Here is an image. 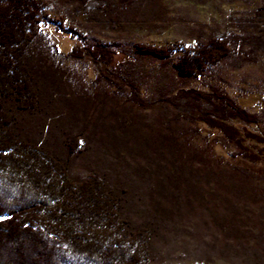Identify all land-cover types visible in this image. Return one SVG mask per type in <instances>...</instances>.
<instances>
[{"label":"rangeland","instance_id":"rangeland-1","mask_svg":"<svg viewBox=\"0 0 264 264\" xmlns=\"http://www.w3.org/2000/svg\"><path fill=\"white\" fill-rule=\"evenodd\" d=\"M45 1L44 44L30 55L39 106L21 115V132L67 158L72 176L104 177L129 217L152 230L146 264H264V246L244 233L264 225V165L234 157L215 141L216 130L174 115L188 108L197 118L208 107L177 101L178 92L216 90L256 117L245 129L233 122L237 129L264 137L261 0ZM211 37L227 39L231 55L196 79L179 78L182 49ZM85 44L102 54L93 59ZM138 45L174 51L157 59ZM72 48L82 57H66ZM74 135L81 136L77 156L67 145ZM242 196L250 198L237 211L233 200ZM235 213L236 235L227 234L218 223Z\"/></svg>","mask_w":264,"mask_h":264},{"label":"trees","instance_id":"trees-1","mask_svg":"<svg viewBox=\"0 0 264 264\" xmlns=\"http://www.w3.org/2000/svg\"><path fill=\"white\" fill-rule=\"evenodd\" d=\"M46 6L45 0H0V264H146L152 230L129 217L121 197L104 177L96 172L85 178L72 176L67 158L21 132V115L32 114L39 106L30 55L36 46L44 44L40 25ZM256 15L264 18V0ZM83 50L93 59L102 54L86 44ZM135 50L164 60L174 51L171 47L144 45ZM182 50L175 69L183 79L202 76L208 67L220 64L232 53L227 39L215 37ZM66 57L81 58V51L72 48ZM99 77L121 87L102 70ZM174 99L207 105L197 118L188 108L174 111V115L216 130L215 141L232 147L234 157L264 165V137L241 131L256 123L255 116L216 90L209 94L180 91ZM130 101L141 104L134 96ZM80 137L74 135L68 142L70 155L81 153L77 147ZM170 165L176 163L170 161ZM241 173L247 176V171ZM259 179L264 180V176ZM249 198H235V209L242 208ZM208 204L207 210L213 211L215 204ZM216 206L223 207L221 203ZM236 215L229 220L223 217L218 227L236 235ZM257 226L259 234L244 233L255 239V246H264L259 244L264 243V225Z\"/></svg>","mask_w":264,"mask_h":264}]
</instances>
